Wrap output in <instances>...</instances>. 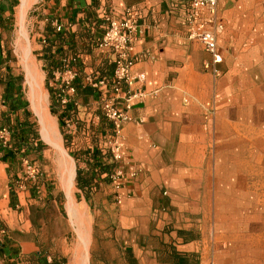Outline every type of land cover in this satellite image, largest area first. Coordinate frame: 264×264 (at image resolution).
<instances>
[{"label":"crops","instance_id":"0c3cea01","mask_svg":"<svg viewBox=\"0 0 264 264\" xmlns=\"http://www.w3.org/2000/svg\"><path fill=\"white\" fill-rule=\"evenodd\" d=\"M185 2L42 0L40 4L44 25L49 22L62 33L63 40L52 53L61 46L64 58L73 53L80 62L77 91L69 102L74 108L65 110L74 111L76 123V129L65 134L70 152L91 148L94 131L106 122L99 93L82 86L85 74L112 71L111 54L96 46L103 33L102 15L109 12L120 18L126 9L135 13L137 59L131 73H144L147 95L130 111L140 121L123 124L122 163L141 171L118 190L121 203H116L111 184L97 178L88 195L78 188L93 208L91 249L100 264L120 260L122 264H264L260 222L258 230L251 231L237 217L241 229H219L223 208L261 204L245 199V190L255 184L247 182V174L261 171L255 160L264 158L260 136L264 0H218V16L224 21L217 37L218 76L212 67H204L210 62L209 53L187 37ZM7 10L8 1L0 0V18ZM0 50V127L13 134L23 120V109L5 99L8 61L1 41ZM11 76L23 92L17 74ZM27 151L31 150L22 147L14 152L15 161L10 163L2 159L0 149V264H69L67 234L55 227L61 191L49 186V178L40 182L37 194L17 185L23 155H33L44 172L50 171L44 149ZM71 160L75 178L76 164ZM78 166L82 171L89 168L84 161Z\"/></svg>","mask_w":264,"mask_h":264},{"label":"built area","instance_id":"2783aa9c","mask_svg":"<svg viewBox=\"0 0 264 264\" xmlns=\"http://www.w3.org/2000/svg\"><path fill=\"white\" fill-rule=\"evenodd\" d=\"M102 20L103 33L96 41V46L108 50L111 54L112 71L104 75L87 73L83 77L82 86L91 88L100 95L101 116L108 123V129L103 132L101 142L109 155L108 160L115 165L106 176L114 190L116 203H121L122 196L118 190L124 182L134 180L141 171L138 167H126V164L122 163V127L126 122L140 121L136 120L130 111L135 103L144 100L147 92L142 87L144 73H131L137 59V23L134 11L126 9L120 18L105 12ZM184 20L187 37L200 42L210 55V62L205 63L204 67H212L213 73L220 75V71L214 67L221 60L217 37L224 29V21L218 16V0H186ZM77 77L78 70L75 65H67L62 70L53 71L50 85L56 90V98L61 107L72 101L77 91L74 83ZM73 112L69 111V116L65 119V134L76 129ZM208 113L212 115L213 111L208 110ZM0 146L11 149V132L6 126L0 127ZM20 164L22 172L17 178V185L25 189L32 186L40 188L45 174L38 163L23 155Z\"/></svg>","mask_w":264,"mask_h":264},{"label":"rangeland","instance_id":"374dc122","mask_svg":"<svg viewBox=\"0 0 264 264\" xmlns=\"http://www.w3.org/2000/svg\"><path fill=\"white\" fill-rule=\"evenodd\" d=\"M29 1L30 3H29V6L27 7V11L25 12V19H24L26 32L28 36V57L34 63L35 69H37V72L39 75V79H38L39 87H40L41 93L46 99L49 119L55 125V131H56L58 140L60 141L67 155L71 159H73L72 156L70 155V150L64 146V140H63V136L65 134L64 129L62 130L59 128L56 116H53L50 113L49 93L45 89V77H46L45 67H44L43 60L39 59V57L41 56L39 53L41 52L42 45L41 43H38V41H40L44 37L43 30H44V16H45L44 14L45 13L42 10V7H40L42 0H29ZM19 5H20V0H16V4L10 10H7V13L4 15L5 17L1 18L5 26L1 27L2 30H0V41L2 44L3 54L5 56V59L8 61L7 64L9 65V68L12 70V72L17 74V76L19 77V82L22 86L23 95L28 101L27 89H26V84H25L24 66L21 61V55L17 51L14 45L16 16H17ZM8 16H10V19L8 18ZM9 20L11 21L12 25L10 29H7ZM28 107H29L30 112L32 113V119L35 120L38 126L39 136L41 140L43 141V143L45 144V148H44L45 160L47 161L48 164H50L49 166L50 171H48V173L43 171L46 176L45 180L46 178H49L48 181H46L49 183V186H52V188H54L55 190L59 189L62 194L61 199L59 200L62 205L61 207L59 206L60 207L59 208L60 217L59 219H57V221H55V227L56 229L66 232L67 234V248L69 251L67 258L70 264L72 260L73 251L77 244V237L74 232L73 226L71 224L70 218L65 210V203L67 200V196H66V192L64 188L61 186V183H60L61 176L65 174L64 169L68 167V165L70 164V160L67 156L64 155L65 158H68L65 160V158L57 152L54 146L46 142L41 137V132H40L41 128L38 122V118L32 112L29 101H28ZM260 136L262 139L261 149H262V152H264V128H262V132ZM28 156L30 158L33 157V155H28ZM37 163L39 162L37 161ZM255 163H256V166L258 163H260L261 171L259 173H255L251 175L247 174V182L251 183L255 181L254 182L255 184H252L251 187L246 188L245 199L247 200L254 199L256 201L261 200V204L259 206L258 205H255V206L246 205L244 207L243 206H238V207L230 206V207L223 208L224 216H222V221L219 225L220 230L231 231V230L241 229L239 227V224L236 223L237 217L239 218L240 225L244 224L247 230H251V231L258 230L259 222L261 223L260 226L264 228V158H261L260 161L255 160ZM70 191H71V195L75 203L79 205V207H81L83 217L85 219L87 228L89 230V234H90V241H89V246H88L89 264H100L93 257V253L91 249L92 248L91 240H92V234H93L94 222H95V219L93 216V208L90 205V203L87 201V199L84 200V198L78 193V187L75 184L74 178H73V185ZM260 258H264V256H260ZM122 262L123 260H120L112 264H122Z\"/></svg>","mask_w":264,"mask_h":264},{"label":"trees","instance_id":"16d2710c","mask_svg":"<svg viewBox=\"0 0 264 264\" xmlns=\"http://www.w3.org/2000/svg\"><path fill=\"white\" fill-rule=\"evenodd\" d=\"M8 7L11 9L15 4L16 0H7ZM12 14V13H11ZM10 19V16H8ZM11 21H8V28H11ZM5 24L2 22L0 18V27H4ZM7 27V26H6ZM44 37L38 41L41 43V56L40 60H43L46 77H45V89L49 93V109L50 113L53 116H56L58 119V126L60 129H64L65 119L68 118L69 114L65 113V110H71L74 108L73 103H67L64 107H61L57 98H56V90L48 85L49 80L52 79V73L54 70H62L67 65H75L78 70H80V62L75 54L68 58H64V51L61 46H58L54 53H52L53 46L57 44H61L63 38L62 33L59 30H54L50 23H46L44 25L43 30ZM48 36V37H47ZM2 55L0 50V56ZM55 55L62 56L60 58H55ZM64 58V59H63ZM8 73H6L7 82H6V94L5 99L10 101L11 104L15 108L23 109V120L21 122H17L16 127H14L13 134H11V149L0 148L3 152L2 159L8 161L10 163L15 161V153L19 151L22 147H27L28 150L26 153L30 154L32 151H41L45 148V144L41 140L39 136V129L34 119H32V113L28 107V101L26 100L21 88L17 87V85L13 82V77L11 76L12 70L9 68L6 69ZM11 77V78H10ZM19 79L18 76H16ZM75 83V82H74ZM76 85V83H75ZM102 128L96 129L94 131L95 138L92 139L91 148H86L83 150L71 151L70 155L75 161L76 164V175H75V184L79 189H82L85 195H88V191L90 190L91 183L94 178L99 179L101 182L109 183V179L107 178V174L110 170L115 166L113 162H110L109 155L106 152L105 148L102 146V136L103 130L106 131L108 129V123L103 122L101 124ZM64 146L69 148V141L67 136L64 134L63 136ZM35 144V145H34ZM15 152V153H14ZM86 162L89 164V168L86 171H82L79 168L80 162ZM37 186L31 187L32 194H37L38 192ZM11 202L15 199V191L11 185L10 191ZM61 204V203H60ZM176 257V256H174ZM48 264H54L53 262H49Z\"/></svg>","mask_w":264,"mask_h":264},{"label":"bare ground","instance_id":"6f19581e","mask_svg":"<svg viewBox=\"0 0 264 264\" xmlns=\"http://www.w3.org/2000/svg\"><path fill=\"white\" fill-rule=\"evenodd\" d=\"M29 0H20V5L16 16V27L14 32V45L21 55V61L25 71V84L27 89V98L30 103L32 112L38 118L41 128V137L55 147L57 152L64 158L67 156L70 164L64 169V175L61 176L60 183L64 188L67 196L65 203V210L70 218L74 232L77 237V244L73 251L72 260L70 264H89V241L90 234L87 224L83 217L81 207L77 205L71 195V187L73 185L74 170L72 167V160L64 151L55 131L54 123L49 119V114L46 105V99L41 93L39 87V75L35 69L34 63L28 57V36L24 23L25 12L29 6ZM65 155V156H64ZM68 158H65L68 159Z\"/></svg>","mask_w":264,"mask_h":264}]
</instances>
